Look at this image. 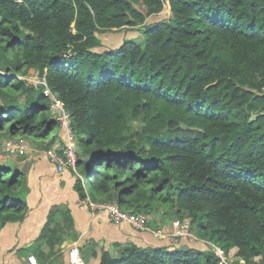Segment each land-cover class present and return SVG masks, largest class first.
<instances>
[{"label": "trees", "instance_id": "obj_1", "mask_svg": "<svg viewBox=\"0 0 264 264\" xmlns=\"http://www.w3.org/2000/svg\"><path fill=\"white\" fill-rule=\"evenodd\" d=\"M136 26L142 44L95 50L98 33ZM30 69L71 116L81 200L116 201L148 226L188 219L206 241L115 244L98 264H218L209 243L264 264V0H0V132L47 152L62 133L44 86L20 78ZM26 171L0 162V228L25 216ZM61 210L38 237L44 258L77 237Z\"/></svg>", "mask_w": 264, "mask_h": 264}, {"label": "crops", "instance_id": "obj_2", "mask_svg": "<svg viewBox=\"0 0 264 264\" xmlns=\"http://www.w3.org/2000/svg\"><path fill=\"white\" fill-rule=\"evenodd\" d=\"M28 146L30 145L27 144L26 152L21 154L16 152L11 155L7 151L8 157L22 155L20 160L29 163L26 171L27 210L23 220L6 223L0 228V264H27L26 258L32 253H39L41 264H72L69 250L74 245L78 248L83 264H98L101 247L114 251L115 244L133 242L145 247L167 246L172 249L179 248V243L187 241L185 238L178 240L179 238L168 233L171 222L165 227L163 223L159 226L151 223L152 226L149 227L152 229L154 226L155 229L141 232L127 222L113 220L106 212L89 209L85 200H81L73 188L74 173L70 169L58 173L45 152H37L36 148ZM29 160H32V163ZM54 206H60L61 211L69 212L71 224L66 231L74 232L77 237L75 240L64 239L59 245H55L53 257L44 258L42 253H46L47 247H40L37 241ZM60 222L66 225L65 222ZM160 229L166 235L161 237L156 234V230ZM66 231L62 235H68ZM194 237L199 241L198 245H205V240L198 239L195 235ZM93 245L97 256L84 261L82 253L87 255V248Z\"/></svg>", "mask_w": 264, "mask_h": 264}, {"label": "built area", "instance_id": "obj_3", "mask_svg": "<svg viewBox=\"0 0 264 264\" xmlns=\"http://www.w3.org/2000/svg\"><path fill=\"white\" fill-rule=\"evenodd\" d=\"M37 83L44 86V93L48 96L49 111L52 116L57 120L59 129L62 133V142L55 146L53 149L45 152L50 161L55 165L58 173H63L66 169H70L74 174L77 173L76 161L78 146L76 144L75 132L71 122V116L65 109L63 102L57 98V96L50 91L47 86L45 78H40ZM4 145L6 151L10 153L26 152V145L13 139H8ZM89 209L94 211L106 212L110 218L115 221H123L129 223L134 229L138 231H152L147 225L148 215L145 213H133L128 210L122 209L116 201L110 202H94L87 198L85 200ZM172 237H185L193 236L190 230L189 220L174 219L170 223ZM162 237L161 234H158ZM211 248L218 258V264H235L234 261L238 260L240 264H244V260L236 257L235 253L231 257L229 252L224 253L222 249L214 244H211ZM69 258L72 264H83L79 255L78 248L74 245L69 250ZM27 264H39L35 255L29 254L26 258Z\"/></svg>", "mask_w": 264, "mask_h": 264}, {"label": "rangeland", "instance_id": "obj_4", "mask_svg": "<svg viewBox=\"0 0 264 264\" xmlns=\"http://www.w3.org/2000/svg\"><path fill=\"white\" fill-rule=\"evenodd\" d=\"M166 15L167 14L165 12H162V13L154 15V16L152 15L146 19L145 24H149V23H153L155 21H158V20L166 17ZM142 29H143V26H136L133 28L132 27H123V28H119V29H111V30H107L104 32H100V33H98V37L100 39L101 45L99 47H96L95 50L103 51V50L118 48L125 39H133L138 44H142L144 42V34L141 31ZM20 78L24 79L26 81L27 85H32L36 88H38V86H40V84L37 83V80L40 79L41 77L33 69H30L26 76H20ZM136 124H137L136 122L132 123L133 126H136ZM13 138L14 137H12V136L11 137L8 136L5 133V131L0 132V162L10 164V165L16 164V165H18L19 169L25 170V169H27V167H29V163L27 161L23 162V160H20V157H11V156L8 157L5 154L4 145L7 141H9L8 139H13ZM17 138H20V140H17V141L24 143L26 146H27V144H29L32 147L35 146V142L31 137H23V139H22L19 135H17ZM60 143H61V140L59 139L58 142L56 143V146H58V144H60ZM30 146H28V147H30ZM37 152H39V151H37ZM78 154L80 155V157H82V151H78ZM29 161L32 163V160H29ZM90 175H91V178H93L92 172H90ZM84 178L88 182L87 177H84ZM155 217H156V219L162 218L157 213H156ZM162 219H164V221H165L163 223L164 227H165V225H169V223L173 220L171 218H162ZM149 223L150 224L152 223L151 219H150ZM154 226H156V224H154ZM154 226L152 227V229L156 228ZM167 228H168V226H167ZM169 231L171 232V229H169ZM170 232H168V233H170ZM156 234L166 235V233L163 232L161 229L159 231L156 230ZM191 237H193V236H191ZM193 238L196 239L195 237H193ZM235 251H236V248H232L229 250V254L231 257L233 256V253H235Z\"/></svg>", "mask_w": 264, "mask_h": 264}, {"label": "water", "instance_id": "obj_5", "mask_svg": "<svg viewBox=\"0 0 264 264\" xmlns=\"http://www.w3.org/2000/svg\"><path fill=\"white\" fill-rule=\"evenodd\" d=\"M78 148V147H77ZM88 158V157H87Z\"/></svg>", "mask_w": 264, "mask_h": 264}]
</instances>
